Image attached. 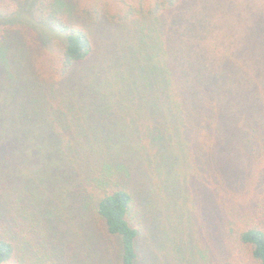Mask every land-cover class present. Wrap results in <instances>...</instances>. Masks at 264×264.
<instances>
[{
	"label": "trees",
	"instance_id": "obj_1",
	"mask_svg": "<svg viewBox=\"0 0 264 264\" xmlns=\"http://www.w3.org/2000/svg\"><path fill=\"white\" fill-rule=\"evenodd\" d=\"M49 1L60 0H0V74L16 83L14 131L33 134L37 126L44 135L23 140L27 147L65 150L94 171L145 147L163 163L166 153L178 152L189 158L194 177L215 173L224 192L226 183L250 180L249 166L264 163V9L258 15L253 4L234 2L228 14V6L223 12L215 7L217 0H106L79 7L78 24L47 17L36 29L23 23ZM168 15V29L155 25ZM105 23L110 39L98 43L100 54L88 27ZM217 30L218 38H205ZM28 58L30 71L20 74L16 66L26 67ZM147 103L154 111L141 115ZM124 108L133 119L120 115L117 109ZM238 151L243 166L236 163ZM113 186L97 190L93 210L106 233L119 238L121 264H135L133 195ZM233 235L248 247L253 264H264V224ZM14 251L0 237V264Z\"/></svg>",
	"mask_w": 264,
	"mask_h": 264
},
{
	"label": "rangeland",
	"instance_id": "obj_2",
	"mask_svg": "<svg viewBox=\"0 0 264 264\" xmlns=\"http://www.w3.org/2000/svg\"><path fill=\"white\" fill-rule=\"evenodd\" d=\"M102 1L106 0H60L56 5L49 1L31 10L30 20L23 23L36 29L47 17L78 24L79 7ZM234 2L253 4L258 15L264 9L261 0H217L215 7L223 12L228 6L229 14ZM109 10L116 11L115 5ZM168 17L155 20V25L168 29ZM110 28L107 23L89 25L97 53L103 49H98V43L110 39ZM221 31L207 33L205 38L216 39ZM17 54L11 51V55ZM30 63L28 58L26 67L16 66L20 74L26 68L29 73ZM22 76L27 78L26 73ZM15 85L8 75L0 74V237L11 241L15 249L3 264H121L119 238L106 233L93 210L97 190L113 185L133 195L129 217L139 229L135 264H253L248 247L238 243L233 233L243 226L264 224L263 160L256 167L249 166L250 180L225 182L227 192L215 182V173L194 177L185 155L166 153L163 163L150 147L124 153L115 165L107 162L97 171L95 165L87 169L82 159L65 150L54 152L23 143L44 135L35 131L37 126L32 128L33 134L14 131L18 113ZM151 107L154 111L149 103L141 105L140 114H152ZM112 109L110 106L108 111L113 113ZM117 110L128 121L134 118L126 108ZM17 141L19 146H15ZM238 156L236 163L243 166L239 151ZM232 165L233 171L242 172L243 167Z\"/></svg>",
	"mask_w": 264,
	"mask_h": 264
}]
</instances>
